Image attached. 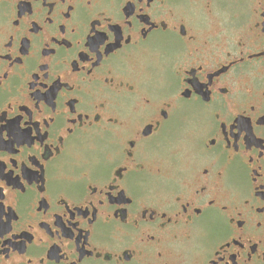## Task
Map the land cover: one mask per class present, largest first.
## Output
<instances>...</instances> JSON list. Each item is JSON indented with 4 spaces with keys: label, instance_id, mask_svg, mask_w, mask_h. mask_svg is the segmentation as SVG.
I'll list each match as a JSON object with an SVG mask.
<instances>
[{
    "label": "flooded vegetation",
    "instance_id": "obj_1",
    "mask_svg": "<svg viewBox=\"0 0 264 264\" xmlns=\"http://www.w3.org/2000/svg\"><path fill=\"white\" fill-rule=\"evenodd\" d=\"M0 264H264V0H0Z\"/></svg>",
    "mask_w": 264,
    "mask_h": 264
},
{
    "label": "snow or ice",
    "instance_id": "obj_2",
    "mask_svg": "<svg viewBox=\"0 0 264 264\" xmlns=\"http://www.w3.org/2000/svg\"><path fill=\"white\" fill-rule=\"evenodd\" d=\"M106 37H103L101 36L99 39H98V42H95L96 43V50H99V45L100 44H103L104 41H105Z\"/></svg>",
    "mask_w": 264,
    "mask_h": 264
},
{
    "label": "rangeland",
    "instance_id": "obj_3",
    "mask_svg": "<svg viewBox=\"0 0 264 264\" xmlns=\"http://www.w3.org/2000/svg\"><path fill=\"white\" fill-rule=\"evenodd\" d=\"M148 63H149V65H151V66H156V64H157V62H153V61H149Z\"/></svg>",
    "mask_w": 264,
    "mask_h": 264
}]
</instances>
